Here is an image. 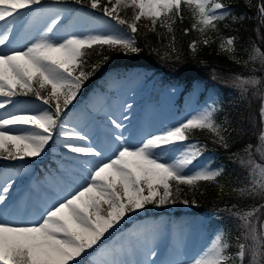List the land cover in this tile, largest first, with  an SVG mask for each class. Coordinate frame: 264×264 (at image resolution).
<instances>
[{
  "label": "snow or ice",
  "instance_id": "6c2138e0",
  "mask_svg": "<svg viewBox=\"0 0 264 264\" xmlns=\"http://www.w3.org/2000/svg\"><path fill=\"white\" fill-rule=\"evenodd\" d=\"M53 2L62 4L68 0ZM73 2L83 4V0ZM43 3L44 0H0V48L9 42L16 23L21 19L51 15L43 33L26 50L0 52V98H3L0 99V110H4L0 115V158L15 161L40 157L50 141L59 136L68 158L85 166L86 174L82 177L85 183L46 207L35 223L13 224L0 219V264H84V259L102 245L106 234L115 230L130 213L142 210L148 204L163 206L173 203L171 182L194 186L199 181H217L223 174V169L196 167L202 149L195 143H184L188 140L189 130L206 129L217 137L222 147H228L223 135L226 129L216 123L214 115L217 109L213 105L175 127L143 139L137 145L125 139L123 123L108 116L116 148L105 158V153L91 142L84 131L66 123L62 116L90 75L83 70L87 63L83 50L95 51L96 46H108L136 53L139 49L134 38L113 32L73 33L55 40L51 34L61 23L64 9L38 11ZM89 7L99 9L105 17L121 25L127 22L119 17L118 10L130 7L138 10L135 21L150 19L153 28L159 21L160 26H167L169 32L173 31L171 25L177 19H183V9L187 8L194 20L193 30L202 36L209 31H218V22L229 15L221 0H115V3L107 0L103 6L100 0H89ZM259 12L264 17V5L260 6ZM127 26L136 33L135 22ZM174 40L173 37V43ZM234 40L235 37L224 39L220 48L234 53ZM208 42L207 38L203 39L205 45ZM190 47L195 50L196 42ZM249 60H258L264 67V52L254 48ZM244 64L247 66L248 61ZM92 71H96V66ZM235 81L242 96L250 88L256 90L254 95H260V116L264 121V77L237 76ZM29 95L48 107L30 111L14 102L15 97ZM9 106L12 111H7ZM126 107L130 109L132 105ZM122 119L127 120L128 116L124 115ZM258 140L260 144L256 151L264 159V132ZM245 153L247 159L241 158V164L249 169V179L244 186L234 187L232 191L240 198H264V165L252 158L251 145L245 148ZM11 191L10 182L0 186V206L6 205ZM183 202L188 203L187 200ZM258 211L259 208H253L233 213L239 221L238 227L243 230L236 239L235 253L229 252L232 245L226 239L227 234L220 232L194 264H246V260L247 264H264V222L256 217L258 230L257 222L253 221ZM155 240L156 231L146 229L126 246L101 248L95 264H149L147 258L139 260L133 257L138 252L145 257H154Z\"/></svg>",
  "mask_w": 264,
  "mask_h": 264
},
{
  "label": "rangeland",
  "instance_id": "374dc122",
  "mask_svg": "<svg viewBox=\"0 0 264 264\" xmlns=\"http://www.w3.org/2000/svg\"><path fill=\"white\" fill-rule=\"evenodd\" d=\"M100 2L103 6L107 0H100ZM112 2L115 3V0ZM44 3L37 8L38 11L41 9H64L61 23L51 34L55 40L73 33L85 34L88 32H113L133 38L132 32L127 26L133 22L136 23L137 31L145 34L160 33V29L167 27H161L158 21L153 28L151 20L147 18L135 21L134 16L138 10L130 7L118 10L119 17L127 22L121 25L115 20L105 17L99 9H91L89 0H83V4H76L73 0L62 4L54 3L53 0H46ZM50 19V14L21 19L16 23L9 42L0 48V52L26 50L30 43L43 33ZM116 49L124 53H131L125 49ZM83 51L86 54H91L88 49ZM220 52L226 51L220 48ZM93 66H95L94 63L90 66L83 65V70L90 75L82 84L76 99L68 106L62 119L84 131L90 137L91 142L105 153V158L110 156L116 148V144L111 138L113 129L109 124L108 116L120 120L124 125L125 139L130 144L137 145L143 139L167 128L175 127L192 115L216 105L217 98L212 91H207L205 97L201 99L203 86L198 82H195L190 91L182 98V87L176 84L156 82V75L148 69L132 67L116 74L108 70L93 72ZM175 87L180 88L179 92H176ZM42 95H46V93H42ZM126 97L132 100L128 103L132 105L130 109L126 107L128 104L123 101ZM14 102H18V107L30 111L48 107L36 100L33 95L15 97ZM52 106L54 108V101ZM12 110L11 106L7 109V111ZM3 112L4 110H0V115ZM124 115L128 116L127 120L122 119ZM197 131L211 133L206 129L189 130L187 132L188 140ZM56 140L61 142H54ZM188 140L184 143L189 144ZM54 141H50L40 157H25L23 160L15 161L0 158V186H3L5 182L12 183L10 198L6 205L0 206V219L13 224L35 223L39 221L46 207L51 206L62 196L85 183L82 178L86 174L85 166L68 158L69 154L62 147L63 141L59 136L54 137ZM71 142L79 143L78 141ZM176 155L179 156L178 153ZM49 158L53 159L52 162L41 166ZM260 164L264 165V163ZM200 166L217 169L206 152H202L196 162V167ZM36 167H39L38 173L35 172ZM171 191L173 203H166L163 206H157L155 203L148 204L144 209L130 213L115 230H110V234H106L102 245L97 248L96 252L87 256L84 261L86 260L88 264H95L101 248L113 249L115 245L126 246L130 241L136 240L144 230L154 229L156 240L153 247L154 250L160 248L162 253L155 259V256L145 257L142 252H138L133 257L134 259L144 260L147 258L149 264H167L166 259H172V252H176L177 249L178 253L183 251L184 255H181L180 259L172 264H194V261L210 248L214 237L222 231L220 228L212 235V232L209 234L207 231L206 225L214 214L196 210L198 205L193 186L171 182ZM162 192L163 189H161ZM185 200L188 201L187 204L183 202ZM250 209V207H245L232 210V220L238 229H240L239 221L233 213ZM256 217L257 215L253 218L254 222H257ZM263 219L264 214L260 221L264 222ZM257 228L259 230V222H257ZM226 239L231 243V249L236 252L237 238L232 240L226 236Z\"/></svg>",
  "mask_w": 264,
  "mask_h": 264
},
{
  "label": "trees",
  "instance_id": "16d2710c",
  "mask_svg": "<svg viewBox=\"0 0 264 264\" xmlns=\"http://www.w3.org/2000/svg\"><path fill=\"white\" fill-rule=\"evenodd\" d=\"M221 2L227 6L229 15L218 22L216 32L209 31L204 36L199 35L201 33L192 28L194 20L190 10L184 8L183 19H177L171 25L172 32L165 27L160 29V33H132L138 52L124 53L116 48L96 46L95 51L88 50L91 54H86L87 63L84 65L94 63L96 70H108L116 74L132 67H140L152 71L156 75V82L182 85V96L190 91L195 82L203 86L201 98L205 97L207 91L216 95L217 111L214 118L218 125L226 129L223 135L228 142L227 149L220 145L212 133L197 131L188 143L200 146L217 169H223V174L217 181H199L193 189L198 205L196 210L214 214L206 227L209 234L221 228L222 232L234 240L242 230L232 220L233 209L259 208L255 215L260 219L264 214V198H240L232 191L234 187L244 186L249 178V169L241 164V158L247 159L245 148L248 145L252 146V158L259 164L264 163V159L256 151L260 144L258 137L264 132V121L260 116L261 97L259 94L254 95L256 90L251 88L242 96L235 81L237 76L264 77V67H261L260 62L249 60L254 48L264 52V17L259 12L264 0ZM230 37H235V52H220L221 42ZM205 38L209 40L207 45L203 43ZM193 42H196L195 50L190 47ZM173 47L175 51H172ZM236 60L241 62L237 63ZM244 61H248L247 66ZM214 140L217 142L214 143ZM229 252L235 253L231 248Z\"/></svg>",
  "mask_w": 264,
  "mask_h": 264
},
{
  "label": "bare ground",
  "instance_id": "6f19581e",
  "mask_svg": "<svg viewBox=\"0 0 264 264\" xmlns=\"http://www.w3.org/2000/svg\"><path fill=\"white\" fill-rule=\"evenodd\" d=\"M174 89L176 90V92H179V90H180V88H178V87H175ZM175 94H176V93H175ZM127 99H128V100H127ZM123 101H125L126 104H128V103L131 102L132 100H131V99L129 100V98L126 97ZM121 222H122V221H121ZM118 247H119V245H115V248H118ZM160 250H161L160 248H158V249L155 250V253H156V255H155V259H156L158 256H160V254L162 253ZM168 250H170V248H168ZM172 251H173V250H172ZM175 251H176V252H172V259H169V258L166 259V263H167V264H172V263L176 262L177 259H178V260L180 259L181 255H184V252H183V251H180V253L177 252V249H176ZM170 252H171V251H170ZM164 260H165V259H164ZM170 260H172V261H170ZM154 264H155V263H154Z\"/></svg>",
  "mask_w": 264,
  "mask_h": 264
}]
</instances>
